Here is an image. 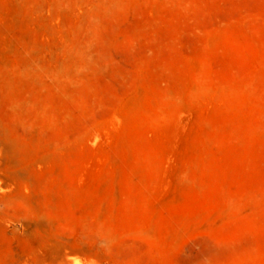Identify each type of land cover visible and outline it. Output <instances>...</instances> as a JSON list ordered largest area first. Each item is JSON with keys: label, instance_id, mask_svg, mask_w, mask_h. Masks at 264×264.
Masks as SVG:
<instances>
[{"label": "rangeland", "instance_id": "rangeland-1", "mask_svg": "<svg viewBox=\"0 0 264 264\" xmlns=\"http://www.w3.org/2000/svg\"><path fill=\"white\" fill-rule=\"evenodd\" d=\"M0 264H264V0H0Z\"/></svg>", "mask_w": 264, "mask_h": 264}]
</instances>
